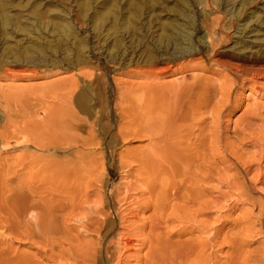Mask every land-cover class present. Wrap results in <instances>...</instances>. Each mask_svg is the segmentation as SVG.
Instances as JSON below:
<instances>
[{
    "label": "rangeland",
    "instance_id": "rangeland-1",
    "mask_svg": "<svg viewBox=\"0 0 264 264\" xmlns=\"http://www.w3.org/2000/svg\"><path fill=\"white\" fill-rule=\"evenodd\" d=\"M140 1L0 0V208L16 189L64 197L81 188L76 178H103L108 195L144 194L145 218L156 203L174 216L156 225L162 238L192 230L191 260L264 264V0H190L192 46L163 29L183 26L173 7L184 0L140 7L129 30ZM235 71L237 106L178 120L180 87H222ZM64 161L79 167H45ZM122 205L109 211L113 240ZM1 240L35 251L16 231L0 228ZM153 250L151 264L167 261L166 247Z\"/></svg>",
    "mask_w": 264,
    "mask_h": 264
},
{
    "label": "bare ground",
    "instance_id": "bare-ground-1",
    "mask_svg": "<svg viewBox=\"0 0 264 264\" xmlns=\"http://www.w3.org/2000/svg\"><path fill=\"white\" fill-rule=\"evenodd\" d=\"M153 1L136 2L130 18H127L129 30L133 29L131 25H136V17H139L140 13L138 9L151 5ZM190 2L184 0L179 4V8L173 7L183 19V26L172 23L163 26L164 32L170 35L172 45H177L175 39L177 35L174 32H178L184 36L182 39L192 46V40L188 39V35L193 20L189 21L184 10ZM207 3L209 2L206 0ZM169 30L172 31L171 34ZM205 41L212 46L213 38L207 37ZM176 49H180L179 46ZM181 50L184 49L181 48L177 52L183 57ZM242 75L241 71L233 72L232 78L222 87H209L200 83L197 78L180 87L175 92V105L172 108L178 115V120H183L190 113L202 118L210 110L222 114L223 111L229 110L232 104L234 107L237 106L238 101L232 99V94L237 87L244 84ZM260 75L255 73L253 78H263ZM184 152L188 153L187 150ZM81 165L90 166L85 163ZM45 167L69 169L79 166H75L72 161H64L60 164L49 162ZM74 181L77 184L83 182L81 188L67 192L64 197L63 193H35L21 188L16 189L17 192H14L11 198L2 201L0 228L6 229L10 234L16 231L17 236L22 235V239L34 247L35 251L32 255L19 254L12 249L11 242L5 243L1 240L0 264H151L153 249L161 245L167 248L164 251L167 252V261L159 260V264H205L203 254L197 260L187 257L194 240L192 230L180 234L163 231V238L162 232L155 231L161 229L156 228L157 224L175 225L172 214L163 215L165 209L161 203L151 206L152 213L145 218V210L150 204L143 201L144 194L132 193V189L118 188L110 191L108 195L104 179L93 176L76 178ZM114 200L118 201V204L123 203L113 218V221L118 219L122 225V231L115 236V240L109 218ZM128 200L130 201L127 202ZM175 219L181 222L183 217ZM7 222L9 225L4 226L3 224ZM199 224L203 228V222ZM167 226L164 229H167ZM187 234L191 237L181 240L182 236ZM174 237L177 239L172 241ZM198 243L202 253L206 243L203 241ZM217 245L220 247L219 240ZM174 247L182 251L184 256H181ZM146 248L147 251L142 254Z\"/></svg>",
    "mask_w": 264,
    "mask_h": 264
}]
</instances>
